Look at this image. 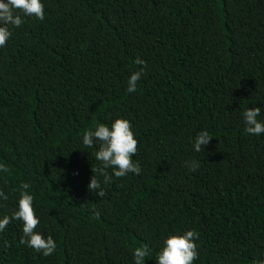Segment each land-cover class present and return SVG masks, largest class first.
Segmentation results:
<instances>
[{
    "label": "trees",
    "instance_id": "trees-1",
    "mask_svg": "<svg viewBox=\"0 0 264 264\" xmlns=\"http://www.w3.org/2000/svg\"><path fill=\"white\" fill-rule=\"evenodd\" d=\"M42 2L45 19L24 18L0 47V187L13 192L0 214L28 184L57 249L19 244L14 221L0 264H134L141 245L155 264L162 238L187 230L194 264L264 261V135L245 134L241 115L264 119V0ZM137 57L147 67L128 94ZM116 118L132 125L141 174L104 183L81 140ZM201 130L212 140L197 153Z\"/></svg>",
    "mask_w": 264,
    "mask_h": 264
},
{
    "label": "clouds",
    "instance_id": "clouds-1",
    "mask_svg": "<svg viewBox=\"0 0 264 264\" xmlns=\"http://www.w3.org/2000/svg\"><path fill=\"white\" fill-rule=\"evenodd\" d=\"M45 7L42 0H0V47H4L12 38V29L20 28L24 18H33L43 21L45 19ZM136 65L142 66L134 71L127 79L128 94L137 92L138 81L147 67L145 60L137 57ZM262 109L260 107L246 108L241 113L243 117V132L249 136L260 137L264 135V119H261ZM212 140L207 130H201L192 140L193 151L199 153L205 150ZM81 143L84 147L94 149L93 155L99 163L96 173L103 176L104 183H110L114 178L127 176L129 173L140 175L141 166L133 157L137 154L138 140L129 120L116 118L109 123L98 122L92 128L84 131ZM189 170L195 172L198 163L193 160L187 165ZM111 169V176L107 170ZM9 172V169L0 164V176ZM78 174V173H77ZM88 188L92 190L101 189V182L94 174L91 177ZM16 199L14 207L10 212L0 214V234L14 221L20 223L21 235L19 244L42 255L49 257L57 249V243L51 235L45 236L38 231L41 218L34 209L35 197L31 194L28 184H21L15 189ZM99 196L105 193L101 189L97 192ZM13 192H6L0 187V202H7ZM0 203V208L5 206ZM199 233L195 230L176 232L162 238L161 247L155 256V264H194L199 258L198 244ZM151 253L147 245L135 247L132 250L134 264H146V257ZM260 264H264L261 261Z\"/></svg>",
    "mask_w": 264,
    "mask_h": 264
}]
</instances>
